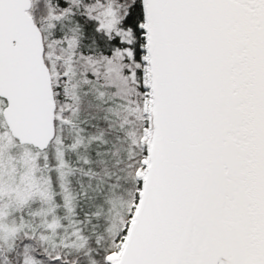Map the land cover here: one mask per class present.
Masks as SVG:
<instances>
[{"label": "snow or ice", "instance_id": "snow-or-ice-1", "mask_svg": "<svg viewBox=\"0 0 264 264\" xmlns=\"http://www.w3.org/2000/svg\"><path fill=\"white\" fill-rule=\"evenodd\" d=\"M0 264H264V0H0Z\"/></svg>", "mask_w": 264, "mask_h": 264}]
</instances>
